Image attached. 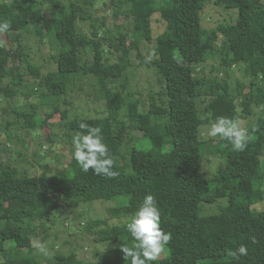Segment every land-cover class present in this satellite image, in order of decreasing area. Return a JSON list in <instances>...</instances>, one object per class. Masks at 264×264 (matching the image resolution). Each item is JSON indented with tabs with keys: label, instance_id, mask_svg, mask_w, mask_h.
Masks as SVG:
<instances>
[{
	"label": "trees",
	"instance_id": "1",
	"mask_svg": "<svg viewBox=\"0 0 264 264\" xmlns=\"http://www.w3.org/2000/svg\"><path fill=\"white\" fill-rule=\"evenodd\" d=\"M66 1L62 6L58 0H0V21L10 22V29L0 33V67L6 71L0 99L13 98L22 89L31 96L38 84L54 99L53 111L73 135L83 131L80 123L101 129L118 175L98 176L91 169L84 172L72 156L69 177L21 176L16 168L1 170L0 257L10 264H41L32 239L40 229L46 231L44 225L54 221L63 204L115 200L107 209L108 218L95 219L92 225L97 227H92L96 243L115 246L103 256L96 254V264H130L120 250L122 244L133 243L124 227L128 220L124 208L138 207L151 194L161 212L160 227L171 234L165 257L153 264H264V210L253 208L264 201L263 176L258 173L264 149V0H110L113 9L124 3L128 6L123 15L131 22L129 34L121 33L118 39L154 80L146 108L130 93L131 98L125 95L131 65L128 56L108 62L116 45L102 31L107 17L89 12L102 0H87L79 8L72 0ZM209 1L233 12L235 21L205 31L200 12ZM44 3L53 7L51 17L45 15ZM117 10L112 14L115 19ZM155 15L164 30L154 38ZM78 21L89 24L88 33L78 27ZM30 27L41 44H58L51 55V72L41 73L30 61V47L22 39L23 33L31 32ZM141 41H154V59H143ZM219 41L223 65L240 68L248 80L237 92L227 82L198 76V68L212 57ZM28 76L32 80L25 84ZM75 78L100 85L103 109L98 115L94 111L91 116L89 110L85 113L62 98ZM239 99L243 100L242 113ZM16 114L28 120L29 129L45 128L43 119L34 121L25 112ZM220 116L252 119L247 127L250 139L242 152L227 148L224 164L213 177L215 187L203 193L201 146L208 141V152L214 154L220 145L213 146L212 139L201 140L199 128ZM136 134L148 146L133 147ZM127 142L131 146L126 168L117 158ZM129 166L131 171L126 174ZM218 199L226 204L222 212L200 214V203ZM109 219L116 223L111 225ZM240 245L248 248L247 256L230 255ZM46 263L94 264L75 252H55Z\"/></svg>",
	"mask_w": 264,
	"mask_h": 264
},
{
	"label": "rangeland",
	"instance_id": "2",
	"mask_svg": "<svg viewBox=\"0 0 264 264\" xmlns=\"http://www.w3.org/2000/svg\"><path fill=\"white\" fill-rule=\"evenodd\" d=\"M87 0H72L75 7H84ZM58 3L62 6L67 4L66 0H58ZM104 3L109 4L110 0L96 1L94 3V14L102 15L99 11L104 9ZM78 7V8H79ZM43 8L45 15L51 17L53 15V7L48 3H44ZM106 8V7H105ZM119 13L118 18L112 17L114 11ZM128 9V6L124 3L113 9V4L107 10L105 15L107 18L104 20L102 27L103 33L114 41L116 47L112 48V54L108 59L110 64L115 63L119 58L128 56L131 65L126 72L127 90L125 95L128 98L137 99L141 106L147 107L149 101L150 89L153 87V78L150 76V72L144 68L138 66L139 59L135 54L127 50L126 43L120 42L118 37L122 33L129 34L130 21L124 18V13ZM234 11V10H233ZM93 14V13H92ZM201 25L205 31L211 29H217L227 23L235 21V14L229 12L221 7L215 6L211 1L207 2L202 8L201 12ZM101 22L100 17H97ZM89 24L81 23L78 21V27L84 32L88 33ZM31 32L29 34L23 33V44L30 47L31 59L30 61L37 66L41 73L45 74L53 71V61L51 55L58 50V44L56 42H44L41 44L39 39L34 36V28H29ZM164 30V24L158 19L157 15L152 18V31L153 37ZM102 35V32L101 34ZM154 38L152 40H154ZM5 37L2 38V41ZM128 40V37L126 41ZM217 47L212 57L209 58L204 64L198 68L197 73L200 78L205 80L216 79L219 82H227L231 88L237 92V88L240 84L247 86L248 80L243 77L242 70L240 68L228 69L221 62L220 56V41L217 42ZM108 45L103 43V47ZM141 56L143 59H154V41L144 42L141 41ZM29 60V59H28ZM88 61L90 59H87ZM0 77L2 80L0 83L6 82V71L0 67ZM25 84L31 82V77H26ZM66 96L67 101L71 102L74 107L82 109L83 112L89 110V114L93 116L94 111L98 115L99 111L103 109V101L101 100L100 85L95 80H80L75 78L70 84ZM36 93L27 96L24 89L18 91L13 98L0 99V171L7 168H16L21 176L26 175H40L43 173L62 175L69 177L72 173L70 166L71 156L73 153L71 132L65 127V122L60 120V114L53 111V105L55 101L49 97L46 90L36 85ZM132 96H127L128 94ZM97 98L99 100H97ZM242 99L238 101V109L243 110ZM60 104V103H59ZM202 107V105H201ZM200 107V109H201ZM264 109L261 108V112ZM25 112L29 114L34 121L45 120L46 125L44 129L32 130L28 128V120L22 116H18L16 113ZM257 114L258 111L254 110ZM78 112H76L77 114ZM71 115V114H70ZM202 118V115H200ZM241 127L247 129L249 123H252V119H239ZM210 125L202 126L199 128L201 140L212 139L213 146H219L217 153L210 154L208 152V141L206 146H201L202 171L200 178L202 181L203 193L212 191L215 187L213 183V177L218 170L223 166L224 159L222 156L227 151V148L231 146L227 141L220 140L217 137L209 136L208 130ZM126 129V128H125ZM124 129V130H125ZM8 135V136H7ZM133 147L139 148L140 143L148 146V141L141 138V134L134 136L132 141ZM131 143L127 142L120 149L118 154V163L127 168L128 159L130 154ZM60 160V162H59ZM125 173H129L131 168L124 170ZM263 176L264 190V149L261 156V169L258 172ZM115 205V200L101 201L96 200L94 202H72L63 204L61 210L56 214L54 221L44 225L45 232L40 229L38 234L32 239L34 246V254L37 260L44 264L48 262L50 256L55 252L68 254L70 252L77 253L79 258L86 259L94 264L97 263L96 254H107L108 251L113 249L114 244H98L94 241L95 235L92 233V225L95 219L108 218L107 209ZM226 204L223 200H216L213 203H200V214L210 215L219 214L225 208ZM138 207L124 208L128 219ZM256 210H264V201L253 206ZM111 225L116 221L109 219ZM39 227V225H37ZM103 227V225H100ZM32 230L34 227L31 228ZM30 229V230H31ZM97 229V227H93ZM43 231V232H42ZM41 244L46 245L47 255L39 252V246ZM164 252L159 259L164 258ZM52 259V258H51ZM0 262L10 264L5 258L0 257ZM51 263V260H50ZM47 264V263H46Z\"/></svg>",
	"mask_w": 264,
	"mask_h": 264
},
{
	"label": "clouds",
	"instance_id": "3",
	"mask_svg": "<svg viewBox=\"0 0 264 264\" xmlns=\"http://www.w3.org/2000/svg\"><path fill=\"white\" fill-rule=\"evenodd\" d=\"M10 29V22L0 21V33ZM83 130L72 137V159L80 166L81 170L88 172L91 169L98 176L115 177L118 175L114 168V159L109 148L104 142L99 127H92L80 123ZM211 137L227 141L233 150L244 151L250 139L247 129L241 127L235 119L220 116L210 125L208 133ZM161 212L153 195H146L137 210L128 217L125 230L130 234L133 243L123 245L120 250L125 260L130 264H153L164 252L166 245L171 240V234L160 227ZM39 252L47 255V247L39 246ZM248 248L240 245L230 253L232 256H247Z\"/></svg>",
	"mask_w": 264,
	"mask_h": 264
},
{
	"label": "water",
	"instance_id": "4",
	"mask_svg": "<svg viewBox=\"0 0 264 264\" xmlns=\"http://www.w3.org/2000/svg\"><path fill=\"white\" fill-rule=\"evenodd\" d=\"M111 4H112V3L110 2V3L107 5L106 8H104V9H100L99 12H100L101 14H105V10L109 9V8L111 7Z\"/></svg>",
	"mask_w": 264,
	"mask_h": 264
}]
</instances>
